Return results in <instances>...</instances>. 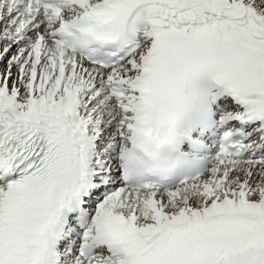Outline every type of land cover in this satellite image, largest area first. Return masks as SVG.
Returning a JSON list of instances; mask_svg holds the SVG:
<instances>
[{"label":"snow or ice","instance_id":"6c2138e0","mask_svg":"<svg viewBox=\"0 0 264 264\" xmlns=\"http://www.w3.org/2000/svg\"><path fill=\"white\" fill-rule=\"evenodd\" d=\"M0 264H264V0H0Z\"/></svg>","mask_w":264,"mask_h":264}]
</instances>
